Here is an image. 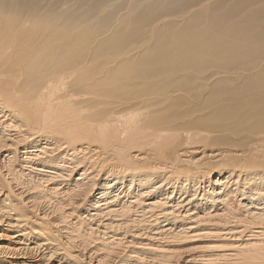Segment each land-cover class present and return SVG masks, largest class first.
Masks as SVG:
<instances>
[{
	"label": "bare ground",
	"instance_id": "obj_1",
	"mask_svg": "<svg viewBox=\"0 0 264 264\" xmlns=\"http://www.w3.org/2000/svg\"><path fill=\"white\" fill-rule=\"evenodd\" d=\"M261 204L264 0H0V264H264Z\"/></svg>",
	"mask_w": 264,
	"mask_h": 264
},
{
	"label": "rangeland",
	"instance_id": "obj_2",
	"mask_svg": "<svg viewBox=\"0 0 264 264\" xmlns=\"http://www.w3.org/2000/svg\"><path fill=\"white\" fill-rule=\"evenodd\" d=\"M241 198H244V197H241ZM246 198V197H245ZM256 207H258V206H256ZM262 208V207H264V204H261V205H259V208Z\"/></svg>",
	"mask_w": 264,
	"mask_h": 264
}]
</instances>
